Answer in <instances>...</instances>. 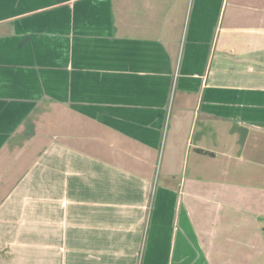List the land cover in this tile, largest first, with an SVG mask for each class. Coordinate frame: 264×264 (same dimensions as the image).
Masks as SVG:
<instances>
[{"label": "crops", "instance_id": "crops-1", "mask_svg": "<svg viewBox=\"0 0 264 264\" xmlns=\"http://www.w3.org/2000/svg\"><path fill=\"white\" fill-rule=\"evenodd\" d=\"M263 166L264 0H0V264H219Z\"/></svg>", "mask_w": 264, "mask_h": 264}, {"label": "rangeland", "instance_id": "rangeland-1", "mask_svg": "<svg viewBox=\"0 0 264 264\" xmlns=\"http://www.w3.org/2000/svg\"><path fill=\"white\" fill-rule=\"evenodd\" d=\"M247 168H250L247 164ZM263 168V167H259ZM222 171L221 169L219 170ZM247 169V182L251 186L247 193L241 192L230 202L235 218H247V223L234 226L235 241L230 244L233 254L219 264H264V176L256 177ZM232 180L235 178L232 174ZM242 178H236L240 182ZM230 198V197H229ZM223 236V235H221ZM224 241L222 240L221 243Z\"/></svg>", "mask_w": 264, "mask_h": 264}]
</instances>
